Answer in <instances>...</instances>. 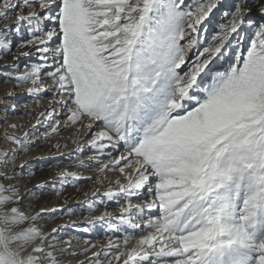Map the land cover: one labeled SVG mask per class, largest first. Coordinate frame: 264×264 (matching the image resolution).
Instances as JSON below:
<instances>
[{"label": "snow or ice", "instance_id": "obj_1", "mask_svg": "<svg viewBox=\"0 0 264 264\" xmlns=\"http://www.w3.org/2000/svg\"><path fill=\"white\" fill-rule=\"evenodd\" d=\"M9 18L0 57L28 60L9 79L31 84L36 107L49 94L44 139L72 129L98 176L123 178L104 193L119 215L80 229L122 235L100 252L86 239L80 264H264V0H0ZM66 175L80 179L62 173L57 193ZM22 199L0 184V264H63L70 247Z\"/></svg>", "mask_w": 264, "mask_h": 264}, {"label": "rangeland", "instance_id": "obj_2", "mask_svg": "<svg viewBox=\"0 0 264 264\" xmlns=\"http://www.w3.org/2000/svg\"><path fill=\"white\" fill-rule=\"evenodd\" d=\"M15 26L12 18L0 19V34H3L5 28L14 29ZM20 51L21 49L14 43L13 52L19 55ZM23 51L29 49L25 48ZM30 59L35 60V54ZM27 62L26 58L17 60L12 55L0 57V81L6 85L5 88L9 87L8 93H12V96L1 104L4 108L0 111L2 118L7 121L0 125V130L8 132L7 136L12 137H24L25 133L29 134L28 142L23 147L9 141L4 135L0 137V152L8 154L6 161L0 163V184L6 187L13 186L19 192V196L23 199L18 207L30 215L39 214L36 225L43 233L48 235L54 229L59 230L58 247L71 249L63 253V264H80L81 261H86L92 252L76 256H73L72 252L83 251L88 246L84 243L86 239L96 244L93 252H100L109 237L113 239L121 237V233L105 231L100 226L92 228L87 233L80 229L89 224V217L98 216L104 211L111 213L113 217L119 215L120 209L117 204L114 201H107L104 193L109 187V180L121 179L123 182V178L119 172H108L107 179L98 176L100 167L90 159L94 152L87 143L83 144V151L78 152V145L68 139L72 135V129L62 131L59 136L44 139L45 129L37 123V116L48 107L49 94L44 93L45 99L41 101V106L36 107L33 98L27 93L31 84L18 86L14 79H9V74L22 73ZM47 83L50 84L51 81ZM12 105H15V111H12ZM12 125L21 127H12ZM81 139L86 140L87 135ZM57 143L60 145L59 149L56 148ZM81 162L84 166H80ZM62 173H76L80 179L74 180L71 175L64 176V187L57 193L53 190V185L60 187ZM98 179L101 182H97ZM111 187L114 190L117 188L114 183ZM97 200H105L106 207L98 205L96 211L90 212L88 203ZM54 209L64 211H54ZM68 210H72L71 213ZM2 211L3 207H0V212ZM15 230L19 231V228ZM132 234L138 235V232ZM66 240L72 241L70 246L63 243ZM119 242L122 243V238ZM134 244L135 240H132L128 247L131 248ZM30 247L31 245L28 244L22 251L31 254Z\"/></svg>", "mask_w": 264, "mask_h": 264}, {"label": "bare ground", "instance_id": "obj_3", "mask_svg": "<svg viewBox=\"0 0 264 264\" xmlns=\"http://www.w3.org/2000/svg\"><path fill=\"white\" fill-rule=\"evenodd\" d=\"M5 84H3L1 81H0V96H1V98H0V111L2 110H4V108H3V105L1 106V104H4L6 101H7V98L8 97H11L12 96V93L11 94H9L8 92H9V87L8 88H5ZM11 89V88H10ZM7 91V92H5L4 93V91ZM4 93V94H3ZM2 101V102H1ZM3 114H4V112H3ZM2 116L3 115H1V112H0V125L3 123V122H5V121H7L4 117L2 118ZM17 120V119H16ZM6 134L8 135V132H3L2 130H0V137L2 136V135H4V136H6ZM3 136V137H4Z\"/></svg>", "mask_w": 264, "mask_h": 264}]
</instances>
